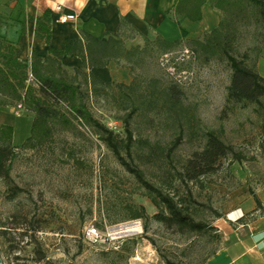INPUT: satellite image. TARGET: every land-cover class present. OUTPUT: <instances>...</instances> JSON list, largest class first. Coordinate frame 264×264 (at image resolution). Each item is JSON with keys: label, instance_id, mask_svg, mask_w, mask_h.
I'll return each instance as SVG.
<instances>
[{"label": "rangeland", "instance_id": "1", "mask_svg": "<svg viewBox=\"0 0 264 264\" xmlns=\"http://www.w3.org/2000/svg\"><path fill=\"white\" fill-rule=\"evenodd\" d=\"M250 38L243 39L240 48L251 50L254 57ZM257 40L264 47L261 38ZM133 42L128 39V46ZM263 57L264 51L257 67ZM68 69L74 74V67ZM122 69L128 76L118 75V80H109L113 86L89 93L93 114L122 136L121 118L130 109L123 96L126 90L122 93L116 83L134 81L147 93L154 80L182 85L189 123L179 126L164 110L142 105L132 122L140 140L135 160L149 181L173 195L185 211L206 224L205 229L155 218L161 209L147 189L93 128L70 112L68 126L57 123L44 143L24 147L34 112L15 101L0 106V125L14 129L10 176H0V249L16 252L19 264H202L223 244L220 226L226 209L236 198L264 187V105L245 103L223 112L232 73L227 62L204 64L187 47H178L167 54L155 52L132 71L119 72ZM83 80L77 75V82ZM27 84L37 85L32 75ZM58 108L68 111L65 104ZM209 130L218 131L242 158L231 154L218 162L214 173L186 182L182 167L204 147ZM179 135L182 138L172 148ZM134 214L141 216L132 218ZM129 225L137 229L125 231ZM91 226L99 230L97 242L86 237Z\"/></svg>", "mask_w": 264, "mask_h": 264}, {"label": "trees", "instance_id": "2", "mask_svg": "<svg viewBox=\"0 0 264 264\" xmlns=\"http://www.w3.org/2000/svg\"><path fill=\"white\" fill-rule=\"evenodd\" d=\"M206 2L220 11L221 20L217 26L197 38L169 40L157 34L154 38L144 37L143 44L127 46L125 37L133 38L139 32L134 30V34L125 37L117 33L119 36L110 35L103 39L79 28V35L63 49L51 46L44 55L33 51L30 61L21 57V46L0 43V106L18 101L34 112L31 134L23 146L33 147L44 143L52 135L57 123L68 126L72 122L70 112L75 118L90 125L118 161L147 189L148 196L161 209L155 218L191 230L205 229L206 224L185 211L173 195L149 181L145 171L135 160V156L140 153V140L134 133L132 122L142 105L147 109L164 110L167 117L179 126L184 122L189 123L184 101L186 94L182 85L176 80H167L159 85L158 80H154L152 90L147 93L146 89L139 90V85L134 81L131 84L116 83L122 93L126 90L123 96L127 103L126 109H130L121 118L124 128L122 136L93 114L87 97L99 87L105 89L113 86V82L104 81L89 69L104 68L115 62L117 66L132 71L155 52L167 54L178 47H187L204 64L219 60L230 66L232 73L227 86L224 113L245 103L263 106L264 77L258 70L256 60L264 47H260V42H256V39L261 38L260 41L264 42V0H178L173 9L177 23L186 18L201 20L202 6ZM51 21L48 12L36 19V33L48 45H51L52 37ZM126 24V21H122L121 26ZM252 35L255 44L250 38ZM249 38L255 45L254 57L251 56V50L241 51L240 48L243 39ZM69 54H75L82 60L81 67H74V74L62 62L63 57ZM80 74L83 75V82L76 81ZM30 75L35 78L36 86L27 84ZM21 87L25 89L24 93L21 92ZM59 104H65L68 111L60 110ZM13 130L11 125H0V176H10L14 156ZM183 130L180 129V135ZM180 135L172 148L182 138ZM206 140L204 147L185 161L180 174L184 181L196 182L214 173L218 162L229 158L231 154L238 159L242 158V154L235 152L233 146L226 143L218 131H207ZM189 194L192 196L191 192ZM253 195L260 206V199L256 194ZM140 216L134 214L131 217ZM214 253L216 250L202 264ZM45 256L43 254L41 258Z\"/></svg>", "mask_w": 264, "mask_h": 264}, {"label": "crops", "instance_id": "3", "mask_svg": "<svg viewBox=\"0 0 264 264\" xmlns=\"http://www.w3.org/2000/svg\"><path fill=\"white\" fill-rule=\"evenodd\" d=\"M178 0H0V43L14 44L23 48L21 57L31 60L33 51L44 55L49 47L63 49L79 35V28L99 38L110 35L128 36L133 45L142 44L144 37L154 38L161 34L169 40L202 37L218 25L221 13L206 2L202 6L203 17L193 21L184 19L177 23L173 9ZM60 4L61 10L56 6ZM48 12L51 16V45L36 33V19ZM61 14L73 17L62 22ZM122 21L127 24L121 26ZM135 30V31H134ZM119 36V35H117ZM62 62L67 68L82 66L75 54L65 55ZM111 62L104 68L93 67L92 72L104 81L128 76L124 67L115 69ZM109 68L114 70L109 71ZM264 77V57L258 64ZM115 79V80H116ZM118 80V79H117ZM258 206L254 195L238 197L226 209L221 221L222 246L204 264H264V187L257 191Z\"/></svg>", "mask_w": 264, "mask_h": 264}, {"label": "built area", "instance_id": "4", "mask_svg": "<svg viewBox=\"0 0 264 264\" xmlns=\"http://www.w3.org/2000/svg\"><path fill=\"white\" fill-rule=\"evenodd\" d=\"M57 10H61L62 6L60 4H58L56 6ZM73 15L72 14H61L59 16V20L62 22H65L67 20H69L70 18H72ZM19 106L21 107L22 105L19 104ZM99 230L96 226H91L88 228L87 232H86V237L88 238L89 241L91 242H97L99 240ZM18 254L16 252L14 253H7L6 251L0 249V264H19V260L16 259V256ZM35 264H39V263H35Z\"/></svg>", "mask_w": 264, "mask_h": 264}, {"label": "bare ground", "instance_id": "5", "mask_svg": "<svg viewBox=\"0 0 264 264\" xmlns=\"http://www.w3.org/2000/svg\"><path fill=\"white\" fill-rule=\"evenodd\" d=\"M136 229L137 228H135L133 225H129L125 231H131V230H136Z\"/></svg>", "mask_w": 264, "mask_h": 264}]
</instances>
